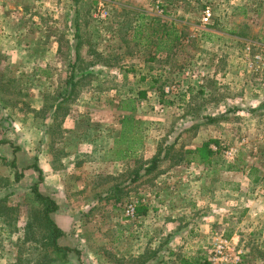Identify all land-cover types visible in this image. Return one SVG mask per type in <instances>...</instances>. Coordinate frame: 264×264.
<instances>
[{
    "label": "rangeland",
    "instance_id": "1",
    "mask_svg": "<svg viewBox=\"0 0 264 264\" xmlns=\"http://www.w3.org/2000/svg\"><path fill=\"white\" fill-rule=\"evenodd\" d=\"M0 123V264L35 185L64 264H264V0H0Z\"/></svg>",
    "mask_w": 264,
    "mask_h": 264
},
{
    "label": "trees",
    "instance_id": "2",
    "mask_svg": "<svg viewBox=\"0 0 264 264\" xmlns=\"http://www.w3.org/2000/svg\"><path fill=\"white\" fill-rule=\"evenodd\" d=\"M166 30V34H168ZM170 34V33H169ZM0 125H2L0 123ZM3 141L0 139V144ZM156 161L153 164H156ZM39 170V168L37 167ZM19 175L17 176V179ZM32 195L34 198L33 206V216L35 227L37 228V236L35 240H32L34 245L31 248L40 249L42 253L41 257L35 259L33 264H64L66 263L68 256L74 249L70 246L61 244V238L64 236L65 231L57 224L53 218V213L59 209V205L54 198L51 196L42 193L38 186L35 185L32 189ZM11 209V208H10ZM9 210V207L0 199V216L4 215V212ZM141 208L139 205L135 208L136 215L142 214ZM32 238V237H31ZM31 238H25L24 241L31 240ZM21 251L18 250V259L17 262L22 263L23 259L20 255ZM50 255V256H49ZM46 257V261L42 262L41 260ZM183 264H206L202 262H193L184 260Z\"/></svg>",
    "mask_w": 264,
    "mask_h": 264
},
{
    "label": "built area",
    "instance_id": "3",
    "mask_svg": "<svg viewBox=\"0 0 264 264\" xmlns=\"http://www.w3.org/2000/svg\"><path fill=\"white\" fill-rule=\"evenodd\" d=\"M106 14L105 11H102V16L105 17ZM211 16L209 10L205 11L204 20L209 21ZM234 244L221 235L215 236L212 243L211 264H239L241 258Z\"/></svg>",
    "mask_w": 264,
    "mask_h": 264
},
{
    "label": "crops",
    "instance_id": "4",
    "mask_svg": "<svg viewBox=\"0 0 264 264\" xmlns=\"http://www.w3.org/2000/svg\"><path fill=\"white\" fill-rule=\"evenodd\" d=\"M19 9L21 10V11H19V14L22 16L23 15V8L22 7H19ZM20 21H21V18L19 19Z\"/></svg>",
    "mask_w": 264,
    "mask_h": 264
}]
</instances>
